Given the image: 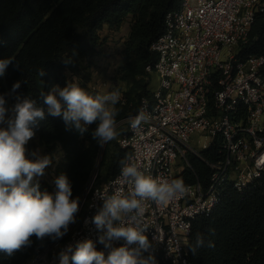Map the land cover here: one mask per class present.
I'll return each instance as SVG.
<instances>
[{
    "label": "built area",
    "instance_id": "obj_1",
    "mask_svg": "<svg viewBox=\"0 0 264 264\" xmlns=\"http://www.w3.org/2000/svg\"><path fill=\"white\" fill-rule=\"evenodd\" d=\"M263 13L264 0H180L166 14L165 32L151 46L157 60L146 67L157 86L126 119L119 144L130 149L146 175L176 179L189 165L190 153L207 163L211 176L207 187L185 185L186 194L168 204L144 202L145 235L151 243L145 257L161 255L172 264H191L193 220L210 215L228 187L243 192L264 171V56L238 57V48L248 42L257 15ZM141 112L145 119L133 130L129 120ZM217 138L219 158L207 161L202 151ZM120 170L100 186L89 183L68 232L45 245L29 264H59L61 251L69 245L74 251L85 239L107 256L109 249L99 242L103 232L92 220L105 196L118 187L127 193L130 186L121 183ZM124 243L112 242L113 247Z\"/></svg>",
    "mask_w": 264,
    "mask_h": 264
},
{
    "label": "trees",
    "instance_id": "obj_2",
    "mask_svg": "<svg viewBox=\"0 0 264 264\" xmlns=\"http://www.w3.org/2000/svg\"><path fill=\"white\" fill-rule=\"evenodd\" d=\"M179 6L180 0H0V59L13 60L0 77V95H5L6 104L9 96H30L45 109V118L32 125L35 135L25 145L26 155L35 158L38 140L48 151L59 148L62 157L55 163V175H67L71 198H79V205L92 180L100 186L114 178L120 162L131 154L130 149L120 146L119 139L126 134V119L137 113L141 99L151 93L154 74L146 67L157 60L151 46L165 32L166 14ZM128 19L130 31L117 75L125 88H118L121 97L114 106L117 123H123L117 125V138L101 147L92 138L96 123L89 125L83 136L74 128L66 130L62 117L49 115L39 97L53 85L65 87L68 72L79 73L98 54L103 29H119ZM250 56H264V13L257 15L248 42L238 48L240 59ZM43 69L45 76L40 77ZM17 81L21 86L13 93ZM219 148L217 138L202 156L207 161L217 160ZM187 159L189 165L176 179H182L185 185L200 183L207 187L210 167L193 154L189 153ZM38 182L41 192L55 193V184L43 179ZM197 233L203 235L205 244L194 256L190 247ZM31 240L30 246L11 258L0 255V264H29L45 245L54 242L35 236ZM209 241L214 247H208ZM154 257L155 264H172L161 255ZM188 259L191 264H264V171L256 184L243 192L228 187L210 215L193 220Z\"/></svg>",
    "mask_w": 264,
    "mask_h": 264
},
{
    "label": "clouds",
    "instance_id": "obj_3",
    "mask_svg": "<svg viewBox=\"0 0 264 264\" xmlns=\"http://www.w3.org/2000/svg\"><path fill=\"white\" fill-rule=\"evenodd\" d=\"M12 61L0 59V77ZM38 74L45 76L44 69ZM20 86V81L15 82L11 92ZM120 95L119 90L93 95L72 82L63 88L53 85L41 92L39 99L49 115L62 117L66 130L74 128L83 136L88 126L96 123L92 138L103 147L119 135L114 106ZM44 118L45 109L38 106L36 99L16 95L9 109L5 95H0V125L6 124L0 126V255L7 258L30 246L33 236L52 241L62 238L79 211V198H71L72 185L66 174L55 179L54 194L39 190L36 178L45 174L52 158L33 153L35 158L29 159L25 145L35 135L32 125ZM144 119L143 112L130 118L131 128H138ZM133 161V156L126 155L120 162L121 183L130 186L127 193L118 187L111 196H105L103 207L92 220L103 232L99 242L109 249L107 256L96 249L91 239H85L76 244L74 251L71 245L61 251L59 264H69L70 259L72 264H155L153 255L144 256L151 247L145 235L148 225L143 221L144 202L150 200L162 206L186 194L187 188L182 179L146 175ZM209 231L214 234V230ZM121 239L125 243L113 247L112 242ZM204 244L203 235L197 233L190 251L195 256ZM208 247H214V243L209 241Z\"/></svg>",
    "mask_w": 264,
    "mask_h": 264
},
{
    "label": "rangeland",
    "instance_id": "obj_4",
    "mask_svg": "<svg viewBox=\"0 0 264 264\" xmlns=\"http://www.w3.org/2000/svg\"><path fill=\"white\" fill-rule=\"evenodd\" d=\"M130 31V19L125 21L119 29H109L105 27L101 32L102 46L98 54L92 59V62L79 73L68 72L69 83L76 82L88 92L96 91L95 94H107L114 90L124 89L123 82L117 79L118 70L122 61V48ZM157 86L156 76H152L150 89L154 90ZM121 91V90H120ZM119 91V92H120ZM121 93V92H120ZM93 94V95H95ZM15 103V97L9 96L6 107L11 109ZM10 115V113H9ZM0 126H6L0 125ZM37 154L40 156L48 155L52 158V163L45 169V174L36 180H46L50 184H55L57 178L54 172L55 163L61 159L62 151L57 148L48 151L46 147L38 140ZM181 162L178 161L177 166Z\"/></svg>",
    "mask_w": 264,
    "mask_h": 264
},
{
    "label": "water",
    "instance_id": "obj_5",
    "mask_svg": "<svg viewBox=\"0 0 264 264\" xmlns=\"http://www.w3.org/2000/svg\"><path fill=\"white\" fill-rule=\"evenodd\" d=\"M121 123H123V121H120L119 123H117V125H120ZM95 177H96V175H95ZM95 177H94V178H95Z\"/></svg>",
    "mask_w": 264,
    "mask_h": 264
},
{
    "label": "crops",
    "instance_id": "obj_6",
    "mask_svg": "<svg viewBox=\"0 0 264 264\" xmlns=\"http://www.w3.org/2000/svg\"><path fill=\"white\" fill-rule=\"evenodd\" d=\"M120 97H121V95H120Z\"/></svg>",
    "mask_w": 264,
    "mask_h": 264
}]
</instances>
